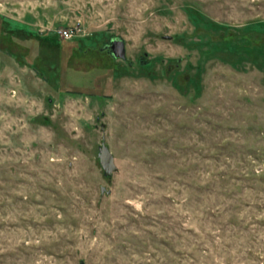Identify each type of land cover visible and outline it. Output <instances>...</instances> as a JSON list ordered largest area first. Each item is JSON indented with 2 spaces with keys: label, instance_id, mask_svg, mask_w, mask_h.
Here are the masks:
<instances>
[{
  "label": "rangeland",
  "instance_id": "1",
  "mask_svg": "<svg viewBox=\"0 0 264 264\" xmlns=\"http://www.w3.org/2000/svg\"><path fill=\"white\" fill-rule=\"evenodd\" d=\"M0 15V264H264V0Z\"/></svg>",
  "mask_w": 264,
  "mask_h": 264
},
{
  "label": "water",
  "instance_id": "2",
  "mask_svg": "<svg viewBox=\"0 0 264 264\" xmlns=\"http://www.w3.org/2000/svg\"><path fill=\"white\" fill-rule=\"evenodd\" d=\"M107 47L110 49L111 55L114 58H126L124 41L120 37H112L110 39V43L107 44ZM97 157L99 165L105 177L111 176L112 173L117 170V167L114 163L113 154L110 152L108 146L104 143V141H102L98 146ZM100 190L101 192H104V187L101 186Z\"/></svg>",
  "mask_w": 264,
  "mask_h": 264
},
{
  "label": "trees",
  "instance_id": "3",
  "mask_svg": "<svg viewBox=\"0 0 264 264\" xmlns=\"http://www.w3.org/2000/svg\"><path fill=\"white\" fill-rule=\"evenodd\" d=\"M0 21H1V24H0V31L1 32H7V33H11L12 31H17V32H21V31H23V32H25V33H28V34H32V32H31V30L27 27V26H24V25H20V24H18V25H16V26H13L14 25V23L15 22H10V20H7L3 15H0ZM8 26H9V28H8ZM10 26H11V28H10ZM12 27H14V29H12ZM34 33V32H33ZM226 39V38H225ZM225 39H222L223 41H227V40H225ZM110 43V39L107 41V42H104V44L101 46V48L100 49H104V50H107L108 51V53H110V55H111V52H110V50L107 48V44H109ZM112 56V55H111ZM113 57V56H112ZM114 58V57H113ZM140 63H141V65H142V67H144V66H146L147 67V65H145L147 62L146 61H144V60H141L140 61Z\"/></svg>",
  "mask_w": 264,
  "mask_h": 264
},
{
  "label": "built area",
  "instance_id": "4",
  "mask_svg": "<svg viewBox=\"0 0 264 264\" xmlns=\"http://www.w3.org/2000/svg\"><path fill=\"white\" fill-rule=\"evenodd\" d=\"M60 34H61V37L65 40H68L72 37V31L70 30H65V29L61 30Z\"/></svg>",
  "mask_w": 264,
  "mask_h": 264
},
{
  "label": "flooded vegetation",
  "instance_id": "5",
  "mask_svg": "<svg viewBox=\"0 0 264 264\" xmlns=\"http://www.w3.org/2000/svg\"><path fill=\"white\" fill-rule=\"evenodd\" d=\"M108 48V47H107ZM109 49V48H108ZM110 50V49H109ZM111 52V51H110Z\"/></svg>",
  "mask_w": 264,
  "mask_h": 264
}]
</instances>
